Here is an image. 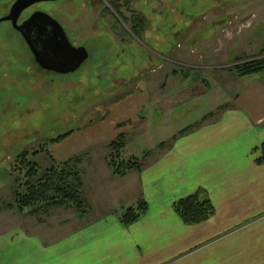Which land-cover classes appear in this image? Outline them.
I'll list each match as a JSON object with an SVG mask.
<instances>
[{
    "label": "crops",
    "instance_id": "0c3cea01",
    "mask_svg": "<svg viewBox=\"0 0 264 264\" xmlns=\"http://www.w3.org/2000/svg\"><path fill=\"white\" fill-rule=\"evenodd\" d=\"M181 73L177 68L154 84L152 99L147 91L123 97L109 109L113 130L95 131L97 140L109 136V143L80 144L62 160L82 159L89 213L58 208L55 222L50 216L30 230L10 229L0 240V264H264V164L258 163L264 144V79L246 82L217 112L205 114L202 108L197 114L205 101V79L189 82L187 95L180 96V81L171 79L185 77ZM165 90L172 95L166 97ZM151 102L161 115L159 131L171 142L145 155L140 171L119 177L107 162L109 145L129 131L126 122H147L142 112ZM192 106L196 109L182 123L178 110L183 107L186 114ZM199 191L215 213L204 223L186 225L174 204ZM140 202L147 204V213L124 226L120 214Z\"/></svg>",
    "mask_w": 264,
    "mask_h": 264
},
{
    "label": "rangeland",
    "instance_id": "374dc122",
    "mask_svg": "<svg viewBox=\"0 0 264 264\" xmlns=\"http://www.w3.org/2000/svg\"><path fill=\"white\" fill-rule=\"evenodd\" d=\"M95 1L38 4L23 16L36 10L51 13L65 25L72 44L89 51L88 61L73 74L43 70L21 34L8 24L0 25V240L11 234L10 229L42 226L58 209H45L46 213L36 216L15 209L14 169L21 152H39L51 139L70 132L64 142L47 145L57 161L65 160L68 151L80 144L107 145L109 136L97 140L95 131L113 130L109 109L123 97L140 91L151 93L152 99L153 85L173 75L177 68L187 77L171 79L180 81V96L187 95L190 89L184 88H190L189 82L205 79V101L198 106L197 114L202 108L205 114L217 112L230 105L246 82L264 79L263 73L240 80L235 71L236 66L249 60H264V0H104L102 5ZM14 2L0 0V17L8 14ZM136 15L145 18L146 26L141 42L134 38L129 42L131 24L125 25L119 16L133 21ZM113 26H119V36L112 34ZM132 42L142 50L131 48ZM148 44L155 54H147L144 45ZM118 48L125 53L120 54ZM182 53L186 57L181 58ZM178 62L203 69L183 68ZM170 92L165 90L166 97L172 95ZM182 109L178 111L183 123L187 112L196 108L190 107L186 114ZM142 113L147 122L125 123L130 127L124 150L125 158L136 157L141 162L159 144L171 142L169 135L159 131L161 115L152 102ZM86 132L94 136L84 137ZM30 159L38 163L41 174L51 166L46 154Z\"/></svg>",
    "mask_w": 264,
    "mask_h": 264
},
{
    "label": "trees",
    "instance_id": "16d2710c",
    "mask_svg": "<svg viewBox=\"0 0 264 264\" xmlns=\"http://www.w3.org/2000/svg\"><path fill=\"white\" fill-rule=\"evenodd\" d=\"M141 31L145 29V18L137 16ZM136 33L138 34L137 30ZM141 35L140 33L138 34ZM239 77H250L264 73V60L252 59L235 68ZM122 127V126H120ZM72 133L51 139L49 144L57 145L64 142ZM47 144V145H49ZM44 146L39 152L30 154L28 151L21 152L16 158L15 173V204L14 207L20 214L30 211L34 214L41 213L52 207L70 208L81 216L89 213V206L84 196V182L80 164V157L66 161H57L48 146ZM126 147L125 134H119L109 145L110 154L107 157L109 167L119 177L126 176L133 170L140 171L142 162L136 157L125 158ZM39 154H46L50 159L51 166L41 174L38 163L31 160ZM259 164H264V144L261 147ZM14 173V172H13ZM175 212L186 225H196L208 221L215 213L210 200L203 198L202 192H196L187 198L181 199L174 204ZM148 211L145 202L128 208L120 214V222L129 227L138 222Z\"/></svg>",
    "mask_w": 264,
    "mask_h": 264
},
{
    "label": "water",
    "instance_id": "95a60500",
    "mask_svg": "<svg viewBox=\"0 0 264 264\" xmlns=\"http://www.w3.org/2000/svg\"><path fill=\"white\" fill-rule=\"evenodd\" d=\"M61 0H17L10 15L2 20L11 21L21 34L34 56L36 63L49 72L68 75L77 72L89 59L84 47H75L61 24L43 11L35 12L22 25L18 21L22 14L41 3Z\"/></svg>",
    "mask_w": 264,
    "mask_h": 264
},
{
    "label": "flooded vegetation",
    "instance_id": "af4514ba",
    "mask_svg": "<svg viewBox=\"0 0 264 264\" xmlns=\"http://www.w3.org/2000/svg\"><path fill=\"white\" fill-rule=\"evenodd\" d=\"M17 0H15V2H16ZM65 1H67V0H61V1H58V2H50V3H47V4H58V5H60V4H62L63 2H65ZM14 2V3H15ZM104 0H96L95 1V3H100L101 5H102V3L104 4ZM13 3V4H14ZM107 3V2H106ZM13 4H12V6H13ZM41 4H43V3H41ZM38 5V4H37ZM110 5H112L113 6V2L111 1V3H110ZM125 5H128V4H125ZM12 6H11V8H12ZM36 6V5H35ZM34 7V6H33ZM32 7V8H33ZM11 8H10V10H9V12H8V14H6V15H4V16H2V17H0V20H2V19H4V18H6V17H8L9 15H10V12H11ZM32 8H30V9H32ZM30 9H28V10H26L23 14H22V16L20 17V19H19V21H18V24L19 25H22L27 19H29L35 12H37V11H41V10H36V11H34L30 16H28V17H26V18H23V16H24V14L27 12V11H29ZM43 12H45V11H43ZM45 13H47V14H49L51 17H53L55 20H57L60 24H61V26L64 28V30H65V32L67 33V35H68V37H69V34H68V31H66L67 29H66V27H65V25L60 21V20H58L57 18H55L51 13H48V12H45ZM137 16H140V15H136V17H134L133 18V21H128L125 17H123V18H121L120 16H119V18L122 20V21H124V24L125 25H127V23H130L131 24V27H130V30H128L129 32V38H128V40H130L129 42H131L132 40H131V38L133 39H136L135 41H139V42H141L142 40H141V35L139 36L138 34L140 33L141 34V27H139L140 26V22L138 21L139 20V18H137ZM141 17V16H140ZM2 24H8L16 33H19L16 29H15V27L13 26V23L11 22V21H5V22H2V23H0V25H2ZM111 30V32H112V34H116V35H120V30H119V26H116V27H114L113 26V28H111L110 29ZM136 30H137V32H138V34L136 33ZM110 32V33H111ZM20 34V33H19ZM70 39V38H69ZM71 41V40H70ZM122 41H126L125 40V38H122ZM72 43V42H71ZM134 43V44H133ZM75 47H77V46H75ZM81 47H83V46H81ZM135 48L136 50L135 51H137V50H139V51H141L142 50V48L136 43V42H132V44H131V48ZM144 47H145V49H146V51H147V54H149V55H152V54H155L154 53V50L149 46V44H148V46H145L144 45ZM85 48V47H84ZM119 49V52H120V54H124L125 53V49H120V48H118ZM132 50V49H131ZM88 51V50H87ZM89 52V51H88ZM89 57H90V54H89ZM88 61V60H87Z\"/></svg>",
    "mask_w": 264,
    "mask_h": 264
}]
</instances>
